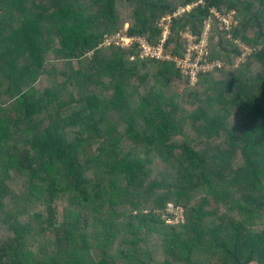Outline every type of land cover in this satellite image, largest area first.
Returning a JSON list of instances; mask_svg holds the SVG:
<instances>
[{
	"label": "trees",
	"instance_id": "16d2710c",
	"mask_svg": "<svg viewBox=\"0 0 264 264\" xmlns=\"http://www.w3.org/2000/svg\"><path fill=\"white\" fill-rule=\"evenodd\" d=\"M190 5L172 19L173 55L213 10L237 21L210 42L209 60L224 64L196 84L173 60L100 45L125 27L158 44L163 18ZM239 43L252 52L235 68ZM89 129L102 145L83 159ZM171 204L184 223L164 219ZM91 226L98 263L83 243ZM1 231L14 237L0 242V264H26L14 253L37 238L51 264H264V0H0Z\"/></svg>",
	"mask_w": 264,
	"mask_h": 264
},
{
	"label": "built area",
	"instance_id": "2783aa9c",
	"mask_svg": "<svg viewBox=\"0 0 264 264\" xmlns=\"http://www.w3.org/2000/svg\"><path fill=\"white\" fill-rule=\"evenodd\" d=\"M194 5H190L187 7H181L174 15H170L166 18H163L161 24L165 27V31L163 34V39L158 44H153L147 36L143 35H130L127 32H118L115 35L106 36L103 42L100 45H109L116 44L123 46L125 48H137L140 52V56L143 58H153L157 61H169L173 60L177 67L181 69L186 77H189L192 84H196L199 80V75L201 73L209 72L214 69L216 66H221L222 61L219 59L209 60L210 56V44L209 37L211 30L213 28V21L211 18L206 19L203 22L202 32L199 36H194L192 33L189 34L190 41L186 47V51L182 56L173 55L170 52H167L166 43L170 36H168L167 28H169L172 32V19L174 17L182 16L186 11H190ZM218 22L223 25L224 30L232 28L237 21L233 18L234 12L228 14L220 13L216 14ZM227 18H231V22H227ZM170 23L169 26L166 25L165 21ZM171 35V34H170ZM198 35V34H196ZM243 52L239 55L242 60L247 58L246 54L252 52V49L245 44H242ZM177 215V216H176ZM170 223L177 225L180 223H184V210L181 207H177L174 204H171L169 208V216Z\"/></svg>",
	"mask_w": 264,
	"mask_h": 264
},
{
	"label": "rangeland",
	"instance_id": "374dc122",
	"mask_svg": "<svg viewBox=\"0 0 264 264\" xmlns=\"http://www.w3.org/2000/svg\"><path fill=\"white\" fill-rule=\"evenodd\" d=\"M213 13H216L217 14L218 12H216V10H213ZM220 15H222V14H220ZM215 17L217 18L218 16L215 15ZM233 18L236 19L235 18V15H233ZM227 22L228 23L231 22V18H227ZM165 23H166L167 26L170 25V23H167V20L165 21ZM218 24H219L220 29L221 30H224L223 25H221L220 22H218ZM128 27H129V25H128ZM127 31H128V28L125 27L124 29H121L120 32H127ZM191 33H192L191 31H185V32L182 33V38L187 40L186 47H187V45H188V43L190 41L189 34H191ZM166 34L168 36H170L171 30L169 28H167V33ZM193 35L194 36H199V35H196V34H193ZM217 36H218L217 34H214L212 36V34L210 33L209 44H210L211 41L217 42V39H218ZM229 36H231V35H228V37ZM212 38H213V40H212ZM234 42H238V40H236ZM106 44L109 45V42L106 43ZM240 44H243V43H239V45ZM242 46H244V45H241V48H243ZM89 55H91V53H87L88 58L90 57ZM247 55L248 54H246V57H247ZM220 61H222V60H220ZM246 61H247V58H245V59L242 58V60H241L240 57H239V55H238L236 57V62H235L234 67L235 68H239L240 65L241 64H244ZM223 64L224 63L222 62V65ZM73 65H74L75 68H79V62H78V60H76V59L73 60ZM157 68H158V65L157 64H154V65H152V67L150 66V68L148 67L147 69L146 68L142 69V71L144 73H147L148 70H151L152 72H156L157 71ZM148 81H152V80L149 78ZM153 81H154V79H153ZM155 81H156V78H155ZM176 84L177 83H174V85H173L175 89H176ZM185 86H186V84L185 83H182L181 85H179L177 87L176 91L177 92H182ZM181 105H183V107H186L187 110H189V112L193 110V107L192 106H189V104H187V103H183ZM235 119H237V118H235ZM108 122H109V120L108 119H105V124L108 123ZM101 142L102 141L99 142V139H98V136H97V133H96L95 129H89L88 130L87 137L84 139V141L81 144V146H82V152H81L82 158L83 159H89L92 155L98 153L97 152L98 151L97 149L102 145V144H100ZM21 187H22V183L21 182H18L17 189H20ZM207 195H208L207 190L206 191L204 190V191H201V192L198 191L195 194L194 200L192 201L191 205H195L196 200L201 201L202 197L204 196V198H206ZM63 207H64V204L63 203H60L58 205V207H57L58 208V215H59L58 216V220H59V223L60 224H62L63 221H64L63 220V215H64L65 208H63ZM27 217L28 216L22 218V216H21V218H19V220L16 221V222L19 225H23L24 226V225L28 224V218ZM164 219L168 222V224L174 225V224H172V223L169 222L170 219H168L167 216ZM123 222L124 223H129L130 221L127 220V219H125L124 221H121L120 222V225ZM125 227H126V224H124V226L120 230L122 232V235H119V237H118L119 240H120L119 241L120 243H122L123 239L127 237V235H125L126 234L125 233L126 232V229L124 230ZM1 229H6V228H1ZM97 234H98V238H99L100 237V234H101V229L99 231L98 228L96 229V228H93V226H91L90 227V230H87L86 233L84 234L85 235L84 238L86 236L87 237H86L85 241L83 242L85 245L91 246L88 249V252H90V254H91L90 256L92 257V259L96 263H98L102 259L103 256H102V254H101V252L99 250H95L94 249V246H97V244H96L97 243V240L94 239L95 241H93L92 237H90V236H94V235H97ZM13 237H14V235L10 231H6V232L5 231H1L0 232V242H5L7 239H11ZM127 238L128 239H131V237H129V236ZM34 240L35 241H33V242H30V240H28L26 242V245H24L21 249H18L17 252L14 253V254L17 257L23 255L24 253H25V255H28L29 256V260L27 258V259H25L26 262L24 261L26 264L27 263L28 264H51L52 262L49 260L50 259L49 256L51 254H53V251H54L53 250V247L51 246V244H50V246L47 245V240H45L44 238H37V239H34ZM157 240H159V239H156V240L155 239H150L148 241V245H149V249H150L149 251H152L151 252L152 254L154 252V254H155L154 259L155 260H158L159 263H162L163 262V256H164V250L162 249L161 242H159ZM130 241H133V240H130ZM117 247H119V244L117 245ZM124 247H126V246H124ZM146 247L147 246H145L144 248H146ZM8 261H6L7 263H4V264H9L10 263V260H8ZM252 264H258V263L254 262Z\"/></svg>",
	"mask_w": 264,
	"mask_h": 264
},
{
	"label": "water",
	"instance_id": "95a60500",
	"mask_svg": "<svg viewBox=\"0 0 264 264\" xmlns=\"http://www.w3.org/2000/svg\"><path fill=\"white\" fill-rule=\"evenodd\" d=\"M211 19L213 21V26H214L215 32L217 33L218 36H220L222 33V30L219 27L218 19L215 17L214 14L211 15Z\"/></svg>",
	"mask_w": 264,
	"mask_h": 264
}]
</instances>
